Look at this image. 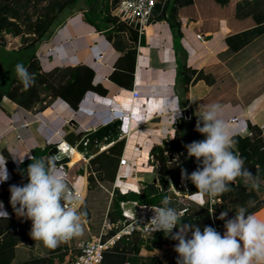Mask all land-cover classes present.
<instances>
[{"label": "crops", "instance_id": "obj_1", "mask_svg": "<svg viewBox=\"0 0 264 264\" xmlns=\"http://www.w3.org/2000/svg\"><path fill=\"white\" fill-rule=\"evenodd\" d=\"M236 1L233 0L228 5H217L212 0H196L193 7L182 8L180 19L183 36L180 43L183 49L180 51L175 49L174 34L166 20H157L149 24L143 32L146 42L137 45L131 88L120 86L110 78L122 52L107 39L105 31L97 30L85 20L83 11L87 8L78 10V3L69 6L61 15L62 22H59L39 43L37 57L40 64L44 71H50L56 66L88 65L95 72L93 83L104 86L108 92L100 94L88 90L77 109L72 108L61 97L53 99L43 110H38L39 103L32 108H26L7 96L3 97L0 108V155L6 157L8 153L14 164L19 166L10 151L17 156H25L24 160H26L32 156L34 148H51L54 144L64 141L65 135L70 130L90 132L116 119H122L121 127L107 139H103L88 158L90 159L96 152L107 150L115 141L124 139L120 157H127L131 163L125 165L118 163L113 187L122 193L140 192L146 184L155 182L158 187L167 190L170 196L178 198L179 196L170 193L171 190H175L173 174L178 172L173 170L172 164L175 166V161L181 154L185 163L183 168L187 169L189 174L194 171L191 160L184 152L191 133V111L196 113L200 105L217 103L219 100L211 97V93L226 80L232 81L231 96L234 93L235 97H239L244 90L255 89L261 83L251 86L245 85V82L253 81V76L259 74L262 68L264 74V67L248 69L249 66L256 64L255 59L262 58L264 64V37L251 38V42L236 52L229 50L227 36L247 29L243 25L244 19L235 16ZM198 33L204 35L203 40L197 37ZM5 36L15 40L18 37L10 33H6ZM179 60L196 70L219 64L212 67L213 71L209 73L215 80L208 82L201 78L193 82L189 87L187 99L182 91L178 70ZM262 81L264 82V77ZM135 88L141 90L142 96H133L132 90ZM238 89L240 93L237 92ZM221 104L226 106L222 119L231 136L236 133L249 134V123L264 127V89L246 104L243 100L233 101L231 98ZM177 105L183 110V114L175 118ZM187 110L190 111L189 117L186 116ZM234 116L239 118V126L247 127L246 130L242 131L241 127L236 128V124L230 121ZM182 118L185 119L182 151L167 152L170 156L168 165L172 174L160 176L158 171L160 164L153 161L151 149L154 145L163 144L165 140H172L176 125ZM110 139L114 140L110 141ZM49 156L48 154L45 158ZM67 156L72 159V153L68 152ZM81 160H84L81 162L83 172L78 174L81 176L78 182L87 193L89 176L87 157L81 153V157L76 161H69L66 168ZM6 167L9 179L4 182L5 192L2 193L4 210L17 225L26 223L27 231L30 233L32 227L30 220L20 218L16 213L11 215L9 191L13 184H27L28 178L26 176L11 183L13 173L8 164ZM188 182L191 181L180 183L188 185ZM133 201L135 200H126L123 207L133 209L136 207ZM254 214L258 219L264 220V207ZM0 221L9 222L8 219L3 218H0ZM65 244L73 243L69 240L60 245ZM36 248L39 252L35 251ZM49 249L42 242L35 241L29 236L18 241L14 246V260L45 256ZM159 249L161 248L157 246L153 253L158 254Z\"/></svg>", "mask_w": 264, "mask_h": 264}, {"label": "trees", "instance_id": "obj_2", "mask_svg": "<svg viewBox=\"0 0 264 264\" xmlns=\"http://www.w3.org/2000/svg\"><path fill=\"white\" fill-rule=\"evenodd\" d=\"M79 1L0 0V47L4 46L6 33L22 36L24 46L19 49L20 53L33 47V50L24 57L22 55L17 57L16 63L13 62V66H10L8 77L3 84H0V108L3 97L7 96L26 108H32L39 103L38 110H43L51 104L53 99L61 97L72 108L77 109L88 90L97 91L100 94L108 92L104 86L93 83L95 72L88 65L56 66L50 71H44L37 57L38 44L53 31L54 27L60 22L63 12L69 6L79 3ZM86 1L87 9L83 11L85 20L94 25L97 30L105 31L107 39L113 42L115 48L122 52L116 62L114 71L110 75L111 80L120 86L131 88L134 80L137 45L146 42L145 34H140L135 25H129L111 13V1L112 5H115L119 0ZM212 1L217 5H228L233 0ZM195 2L196 0H157L150 17V24L157 20H166L169 23L174 34L175 49L177 51L183 49L180 43L183 36L180 11L182 8L193 7ZM234 10L235 16L244 19L243 25L247 29L227 36L226 41L229 50L232 52L241 49L251 42V38L255 36L264 37V0H237ZM2 59L3 64L8 61L7 57ZM17 63L24 64L29 73L34 76V84L27 90L23 88V84L15 73L14 68ZM215 65L217 64L196 70L179 60L178 70L181 76L182 91L187 99L189 87L193 82L201 78L208 82L215 80L209 74L213 71L212 67H215ZM263 89L264 82L261 81L255 89L246 90L239 97H235L233 93V96L223 97L217 103L221 104L231 98L233 101L243 100L246 104L251 98L261 93ZM196 121L197 117L191 111V133L188 137V144L205 139L202 134L195 131ZM249 129L250 133L247 135L236 133L231 136L235 141L232 150L239 153L244 159L246 168L259 175L261 181L259 190L253 189L250 185H245L242 179L237 178L231 184L232 190L218 196L219 201L212 205L209 202L198 205L192 201H186L182 205L177 198L170 196L167 190L158 187L155 182L146 184L140 192L122 193L119 189L113 187L125 143L124 139H119L107 150L96 152L89 159L88 186L83 201V206L89 210L85 219L90 220L92 215L103 219L105 215H108L112 222H117L124 218L121 206L123 201L135 200L139 203L161 204L162 199L169 196L171 197V206L188 207L182 214V221L197 224L201 227V230L204 226H212L223 234L226 230L224 228L225 221L218 219L222 211H228V219H231L235 215L237 206L247 207L248 212L252 214L264 207V197H261L259 193V191L264 192V132L262 127L253 123H249ZM184 136L185 119L182 118L176 125L175 136L172 140H165L163 144L152 147L151 155L153 161L160 164L158 171L161 176L172 174L168 165L170 156L167 152H181ZM113 140L110 139V141ZM49 149L50 147H36L32 151V156L36 158L46 157L49 154ZM6 157L7 164L13 173L11 183L24 179L27 175L26 172L22 174L21 170H26L31 160L27 158L23 164L16 166L8 153H6ZM81 162L83 161H77L73 166L67 168L71 176H77L83 172ZM97 174H99V177ZM173 176L177 184L182 182L181 173H175ZM196 190H198L196 186L192 182H188V191L193 192ZM10 213L11 215L15 214L12 207ZM102 219L101 223L103 224ZM8 220L9 222L0 221V264H62L70 249H78V245L82 241L87 240L91 234L101 233L99 231L100 226L102 228L101 223L98 228L85 223L84 235L78 239H72V245H59L55 249H49L45 256H31L14 260V246L18 241L28 238L30 234L27 231L26 223L17 225L12 218ZM117 230H111L104 238L115 234ZM175 231H178V228ZM177 243L170 237L166 238L164 232L145 237L137 231L131 235L121 236L111 247L107 248L103 254L102 264H125L127 262L130 264H176L177 257L169 263H165L157 254L153 253V250L163 244L175 246ZM143 249L147 251L146 254L142 253ZM77 251L79 252V250Z\"/></svg>", "mask_w": 264, "mask_h": 264}, {"label": "clouds", "instance_id": "obj_3", "mask_svg": "<svg viewBox=\"0 0 264 264\" xmlns=\"http://www.w3.org/2000/svg\"><path fill=\"white\" fill-rule=\"evenodd\" d=\"M14 70L25 90L34 84V76L24 64L17 63ZM225 107L220 103L199 106L195 131L205 139L185 145L188 157H195L198 166L191 174L181 169L182 181L190 180L201 197L212 201L231 191L237 178L256 190L261 183L259 175L246 168L244 159L232 150L235 141L222 119ZM182 114L177 105L175 118ZM10 153L19 164L24 163L25 156ZM28 158L31 163L21 170L22 174L26 172L28 183L13 184L9 191L16 215L32 222L31 238L55 249L63 242L82 237L88 213L62 166H58L60 157ZM6 164L7 158L0 155V184L9 179ZM199 202L204 203L203 199ZM161 205L152 208L154 217L146 227L152 233L163 231L166 238L178 242L174 246L178 253L176 264H264V220L249 213L247 207L237 206L231 219L228 211L220 213L218 219L225 221L226 229L221 234L212 226L201 230L197 224L182 221V213L171 206L169 196L162 199ZM3 207L0 202V218L9 219Z\"/></svg>", "mask_w": 264, "mask_h": 264}, {"label": "built area", "instance_id": "obj_4", "mask_svg": "<svg viewBox=\"0 0 264 264\" xmlns=\"http://www.w3.org/2000/svg\"><path fill=\"white\" fill-rule=\"evenodd\" d=\"M156 3L157 0H119L115 5H112V1H111L110 3L111 13L117 16L120 20L128 23L129 25H135L138 28L139 33L141 34L147 29V26L150 24L149 20ZM197 37L201 40L204 39V35L202 33H198ZM140 91L141 90L137 88L133 89L132 90L133 96L135 97L142 96ZM238 119L239 118L237 116H234L230 119V121L236 124V128L241 127L242 131L246 130L247 127L242 128V126H239ZM57 145H59L60 147L61 143H58ZM184 152H186L187 154V149H184ZM67 154L68 153H64L63 150L61 149L59 153V157H63L64 155ZM189 159L191 160L193 169L195 171L198 166L196 158L191 157ZM128 163L131 162L127 157L125 156L120 157L119 165H125ZM61 166L64 172L66 173L69 182L74 186L76 192L79 194L81 198V201L83 202L86 197V191L85 188H83V186H81L78 182L81 176L79 175L71 176L67 168L64 165ZM184 186L186 189V192H184V199H186V201H192L198 205H201L199 202L200 199H203L204 201L203 205L206 204L207 202H209V204L212 205L217 201H219V197L215 198L214 201L209 200L207 196L201 197L198 190L189 192L187 183H185ZM3 191H4V183L0 184V202H2L3 206L5 207L2 198ZM124 203L125 201L121 203L122 213L124 218L123 220L118 221L119 228L115 232V234L107 238L103 237L104 234L109 233L108 230L113 229L112 226L114 225V222H112L107 216L106 219H104L103 231L101 230L100 235L92 236L90 239L82 241L78 245L79 252L74 256V258L71 261L68 262V264H102L104 251L107 248L111 247L116 242V240H118L121 236L131 235L134 232L138 231L142 236L151 237L158 232H163V231H156L152 233L146 227L147 224L154 217V212L152 208L162 206L161 204L139 203L137 201H133L136 207L131 209L129 207L128 208L123 207ZM4 207L2 210H4ZM175 208H177L182 214L188 209V207H182V208L175 207ZM106 226L107 229L105 231ZM175 230L176 229H174L173 231ZM165 245H167V247L170 250H173V253H171L172 255L174 254L175 257H178V254L174 251V246L169 244H163L162 247ZM157 255L159 256V253Z\"/></svg>", "mask_w": 264, "mask_h": 264}, {"label": "rangeland", "instance_id": "obj_5", "mask_svg": "<svg viewBox=\"0 0 264 264\" xmlns=\"http://www.w3.org/2000/svg\"><path fill=\"white\" fill-rule=\"evenodd\" d=\"M77 8H78V10L79 9H86L87 8V1L86 0H80L79 3L77 4ZM31 11H33V9H31ZM60 22H62V21L60 20ZM3 45L4 46L0 47V84H3V82L8 77V72L11 69L10 66H13V64H12L13 62L16 63L15 61H16L17 57L21 56V55L24 57L27 53H29V52H31L33 50V47H32L29 50H23V51H21V53L19 52L20 51L19 49L24 46V43L22 41V36L21 35H18L17 40L11 39V38L5 36ZM38 47H39V44H38L37 48ZM38 49H37V52H38ZM17 51H18V53H17ZM3 57H7V59H8V61L6 63H4V64H3V59H2ZM255 60H256V64L249 66L248 67L249 70L250 69L252 70V69L257 68V67H259V69L264 67L262 58L259 59V60H257V59H255ZM262 71H263V68H262V70H261V72L259 74L253 76L254 77L253 81L245 82V85L248 84V85L252 86L254 84L256 85L257 83H260L262 81V78L264 77V74H263ZM224 73H225V71L222 72V74H224ZM222 82H224V81L222 80ZM231 83H232V81L226 80L225 83L222 86H219L218 89L214 90V92L211 93V96L213 98H216V100H219V99H221L223 97H228V95L231 96L232 95L231 92L233 90L231 88ZM241 85H242V83H241ZM241 85H240V87H242ZM244 91H246V90H244ZM237 92L240 93L239 89H238ZM208 98L209 97L207 96V99ZM263 132H264V129H263ZM177 158L178 159L175 161L176 164H175V166H174V164H172V168H173V170H176L179 173H181V169L184 167L185 163H184V161L182 159V155L181 154ZM87 159L89 160L88 157H87ZM82 161H84V160H82ZM97 175L99 177V174H97ZM180 184H177L176 181H175V190L176 191L175 190H171L170 193H171V195H174V196H177V197L179 196L177 198L178 201H180V204L184 205L185 202H186V199H184L183 196H184V192H186V189H185V186L183 185V183L181 185ZM4 192H5V190H4ZM259 193H260L261 197H264V192L263 191H259ZM86 210L88 211L89 209L86 208ZM107 216L108 215H105L103 217V219H102L100 217H94V215H92V217L90 216L91 217L90 220L89 219H85V221H86L85 223L91 224V226H97V228H98L100 223H101V219H102V222H104V219H106ZM108 218L110 219L109 216H108ZM92 223H94V224H92ZM101 225H102V228L100 226V230L99 231H101V230L103 231L104 224L101 223ZM118 225H119L118 221L114 222V225L112 226L113 229L114 230L118 229ZM106 229H107V226L105 228V231H106ZM110 231L111 230H108V232H110ZM99 235H100V232L98 234L97 233L96 234H91L87 239H90L92 236H99ZM106 235L107 234H104L103 237H106ZM155 248H157V247H155ZM155 248H154L153 251H155ZM158 248H161V249H159L157 251L159 253L160 259L163 262L169 263L170 261L175 259V255L171 254V253H173V250H170L168 247H162V245H160ZM77 250L78 249H76V248L70 249L69 254L66 255V259L62 262V264H68V262L71 261L74 258V256L77 254V252H78ZM35 251L39 252L38 248H36ZM142 251H143L142 252L143 254L147 252L145 249H143ZM57 261H59V260H57Z\"/></svg>", "mask_w": 264, "mask_h": 264}, {"label": "water", "instance_id": "obj_6", "mask_svg": "<svg viewBox=\"0 0 264 264\" xmlns=\"http://www.w3.org/2000/svg\"><path fill=\"white\" fill-rule=\"evenodd\" d=\"M190 111H186V116L189 117ZM123 124L122 119H116L110 123H107L94 131L85 132L82 130H70L64 137V141L68 143L70 147L76 148L78 151L84 154L85 157L92 155L93 150L99 146L103 139H107L108 136H111L112 133H115L118 128ZM60 147L57 144H54L49 149L50 156H59ZM70 161V158L67 155L60 157V160L57 161L58 165H64L67 167V163Z\"/></svg>", "mask_w": 264, "mask_h": 264}, {"label": "bare ground", "instance_id": "obj_7", "mask_svg": "<svg viewBox=\"0 0 264 264\" xmlns=\"http://www.w3.org/2000/svg\"><path fill=\"white\" fill-rule=\"evenodd\" d=\"M60 149L63 150L64 153H72V159L70 161H76L81 157V152L76 149L71 148L67 142L62 141L60 145Z\"/></svg>", "mask_w": 264, "mask_h": 264}]
</instances>
